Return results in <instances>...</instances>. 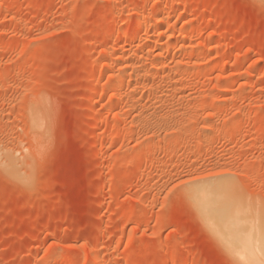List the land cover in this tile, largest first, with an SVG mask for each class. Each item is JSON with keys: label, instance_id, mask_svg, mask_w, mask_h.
Masks as SVG:
<instances>
[{"label": "rangeland", "instance_id": "1", "mask_svg": "<svg viewBox=\"0 0 264 264\" xmlns=\"http://www.w3.org/2000/svg\"><path fill=\"white\" fill-rule=\"evenodd\" d=\"M201 182L264 247V0H0V264H246Z\"/></svg>", "mask_w": 264, "mask_h": 264}, {"label": "bare ground", "instance_id": "2", "mask_svg": "<svg viewBox=\"0 0 264 264\" xmlns=\"http://www.w3.org/2000/svg\"><path fill=\"white\" fill-rule=\"evenodd\" d=\"M3 164L6 165L7 163H3ZM7 165H11V164H7ZM9 169L12 170L11 167ZM196 184L194 183V185ZM192 188L194 187L191 186L190 189ZM210 188L212 187L209 186V183H207V185L206 184L203 185V183L201 182V185L199 184L196 190H193L192 192L193 195H191V191H190V197L192 196V198L190 199L194 200L191 201L193 203L196 202V204H198V207L202 210L201 216L203 215V213L206 215L205 216L206 218L204 216L203 218L204 220L206 219L209 222L207 223L209 228L211 226L215 230L214 232H216V234L219 233L222 235L223 234L228 235L230 239L226 238L225 240H227V242L224 241V239L222 238L223 242H225V244L228 245V246L226 245V247L228 248L230 246L229 250L237 254L238 257L239 256L242 257V260L243 259L245 260V258H247L248 261L243 260L244 262H246V264H264V247L257 243L258 230H256L255 227L251 229L249 232H247V230L246 231L243 230L241 225V220L237 216H235L238 215L236 214L237 209L235 210L234 207V210H232L233 208L232 209L230 208L228 210L227 208L230 205L228 203V198L224 196L223 189L222 190L219 189L223 193L222 195L221 193H219L218 188L214 187L213 189V190L216 189L215 191H217V193H212V189ZM196 204L194 205L196 206ZM227 204L228 206L226 207ZM226 210L229 211V215H230L229 217H226V214H228ZM230 210L236 212L235 215L233 212L230 214ZM208 212L210 213L207 214ZM212 228L211 230L213 231ZM259 235L261 236V233ZM219 238L221 239L220 236ZM235 254H233V256Z\"/></svg>", "mask_w": 264, "mask_h": 264}]
</instances>
